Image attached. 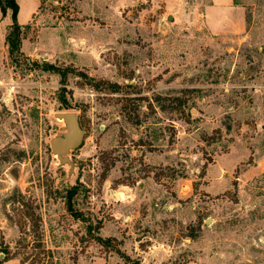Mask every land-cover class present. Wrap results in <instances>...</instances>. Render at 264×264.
Listing matches in <instances>:
<instances>
[{
	"label": "rangeland",
	"instance_id": "374dc122",
	"mask_svg": "<svg viewBox=\"0 0 264 264\" xmlns=\"http://www.w3.org/2000/svg\"><path fill=\"white\" fill-rule=\"evenodd\" d=\"M209 5L41 0L50 50L0 55V264H264V0Z\"/></svg>",
	"mask_w": 264,
	"mask_h": 264
},
{
	"label": "crops",
	"instance_id": "0c3cea01",
	"mask_svg": "<svg viewBox=\"0 0 264 264\" xmlns=\"http://www.w3.org/2000/svg\"><path fill=\"white\" fill-rule=\"evenodd\" d=\"M18 4L17 22L22 27L30 25L35 18L37 11L40 7L41 0H16ZM210 5L208 6V13H226L230 11L234 0H209ZM12 11L7 8L3 14L0 8V55L3 56L7 53V45L5 43V35L8 31L9 26L12 23ZM49 27H40L37 31L36 40L31 41L30 38H23L21 42V51L28 57H36L42 50H50L47 47H43L38 42V34L42 29ZM224 29V26H222ZM49 29H59V28H49ZM59 31V30H58ZM65 34V32H64ZM62 34V36H64ZM64 38V37H62ZM63 43V40H62ZM64 46V45H63ZM54 52V51H53ZM55 53V52H54ZM57 54V53H55Z\"/></svg>",
	"mask_w": 264,
	"mask_h": 264
},
{
	"label": "water",
	"instance_id": "95a60500",
	"mask_svg": "<svg viewBox=\"0 0 264 264\" xmlns=\"http://www.w3.org/2000/svg\"><path fill=\"white\" fill-rule=\"evenodd\" d=\"M168 20H172V16H168ZM61 116L66 124V135L64 137H55L50 141L52 152L57 155L62 164H68L71 171L74 163L68 157L71 149H76L82 142L85 131L81 128L78 115L74 111H61L55 113V117Z\"/></svg>",
	"mask_w": 264,
	"mask_h": 264
},
{
	"label": "trees",
	"instance_id": "16d2710c",
	"mask_svg": "<svg viewBox=\"0 0 264 264\" xmlns=\"http://www.w3.org/2000/svg\"><path fill=\"white\" fill-rule=\"evenodd\" d=\"M0 8L2 13L4 14L7 8H10L12 11V23L8 28V31L5 35V43L7 45L8 54L12 55L14 53L21 55V42L22 39L25 38L24 29L29 27L26 25L22 27L17 22V13H18V4L16 0H0ZM47 67V66H46ZM53 70L57 72H61L59 69L54 66H49ZM70 211H72L71 207H68Z\"/></svg>",
	"mask_w": 264,
	"mask_h": 264
},
{
	"label": "bare ground",
	"instance_id": "6f19581e",
	"mask_svg": "<svg viewBox=\"0 0 264 264\" xmlns=\"http://www.w3.org/2000/svg\"><path fill=\"white\" fill-rule=\"evenodd\" d=\"M57 119H58V120H63V118H62L61 116H58ZM118 197L121 198V195L118 194Z\"/></svg>",
	"mask_w": 264,
	"mask_h": 264
}]
</instances>
